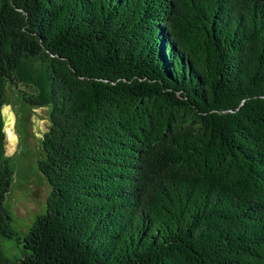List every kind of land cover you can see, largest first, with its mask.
Returning a JSON list of instances; mask_svg holds the SVG:
<instances>
[{"label":"trees","instance_id":"16d2710c","mask_svg":"<svg viewBox=\"0 0 264 264\" xmlns=\"http://www.w3.org/2000/svg\"><path fill=\"white\" fill-rule=\"evenodd\" d=\"M6 82L51 106L21 238ZM0 236V264H264V0H0Z\"/></svg>","mask_w":264,"mask_h":264},{"label":"rangeland","instance_id":"374dc122","mask_svg":"<svg viewBox=\"0 0 264 264\" xmlns=\"http://www.w3.org/2000/svg\"><path fill=\"white\" fill-rule=\"evenodd\" d=\"M31 91L21 84H4L1 106L5 135L4 155L13 167L12 182L5 198L11 215V226L21 238L35 217L45 211L50 190L37 161L42 157L41 140L49 127L50 104L30 105L22 98ZM2 251L11 258L23 256L21 243L0 236Z\"/></svg>","mask_w":264,"mask_h":264}]
</instances>
